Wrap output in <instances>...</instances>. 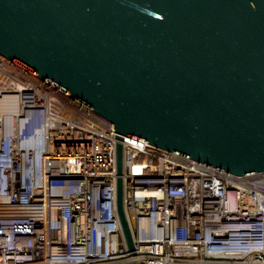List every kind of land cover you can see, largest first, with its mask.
I'll use <instances>...</instances> for the list:
<instances>
[{
	"label": "built area",
	"instance_id": "obj_1",
	"mask_svg": "<svg viewBox=\"0 0 264 264\" xmlns=\"http://www.w3.org/2000/svg\"><path fill=\"white\" fill-rule=\"evenodd\" d=\"M117 135L0 54V264H264V177L242 181L125 135L129 250L116 210Z\"/></svg>",
	"mask_w": 264,
	"mask_h": 264
},
{
	"label": "water",
	"instance_id": "obj_2",
	"mask_svg": "<svg viewBox=\"0 0 264 264\" xmlns=\"http://www.w3.org/2000/svg\"><path fill=\"white\" fill-rule=\"evenodd\" d=\"M0 54L114 124L129 250L125 135L264 177V0H0Z\"/></svg>",
	"mask_w": 264,
	"mask_h": 264
},
{
	"label": "bare ground",
	"instance_id": "obj_3",
	"mask_svg": "<svg viewBox=\"0 0 264 264\" xmlns=\"http://www.w3.org/2000/svg\"><path fill=\"white\" fill-rule=\"evenodd\" d=\"M55 232V231H54ZM56 233H58L57 231H56Z\"/></svg>",
	"mask_w": 264,
	"mask_h": 264
}]
</instances>
